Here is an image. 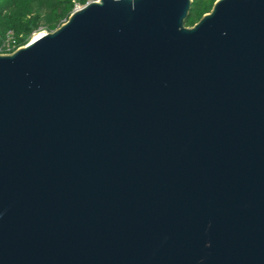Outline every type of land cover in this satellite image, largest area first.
Instances as JSON below:
<instances>
[{
	"label": "water",
	"instance_id": "95a60500",
	"mask_svg": "<svg viewBox=\"0 0 264 264\" xmlns=\"http://www.w3.org/2000/svg\"><path fill=\"white\" fill-rule=\"evenodd\" d=\"M192 4L0 54V264H264V0Z\"/></svg>",
	"mask_w": 264,
	"mask_h": 264
},
{
	"label": "trees",
	"instance_id": "16d2710c",
	"mask_svg": "<svg viewBox=\"0 0 264 264\" xmlns=\"http://www.w3.org/2000/svg\"><path fill=\"white\" fill-rule=\"evenodd\" d=\"M96 0H78L86 5ZM186 27H193L210 13L217 0H192ZM74 9L73 0H0V54L7 47L14 52L28 43L38 31L54 32L65 23Z\"/></svg>",
	"mask_w": 264,
	"mask_h": 264
},
{
	"label": "built area",
	"instance_id": "2783aa9c",
	"mask_svg": "<svg viewBox=\"0 0 264 264\" xmlns=\"http://www.w3.org/2000/svg\"><path fill=\"white\" fill-rule=\"evenodd\" d=\"M73 3H74V9H73L72 13H74L76 11H79V10H81L84 7L83 5H80L78 3V0H73ZM28 44H29V42L27 44H25L24 46H27ZM19 48H21V47H19ZM11 53H13L12 48L11 47H7L5 53H3V54H11Z\"/></svg>",
	"mask_w": 264,
	"mask_h": 264
},
{
	"label": "bare ground",
	"instance_id": "6f19581e",
	"mask_svg": "<svg viewBox=\"0 0 264 264\" xmlns=\"http://www.w3.org/2000/svg\"><path fill=\"white\" fill-rule=\"evenodd\" d=\"M44 36H45V33H42V32L37 33V34H35V36L33 38V41H37V40H39L40 38H42Z\"/></svg>",
	"mask_w": 264,
	"mask_h": 264
},
{
	"label": "rangeland",
	"instance_id": "374dc122",
	"mask_svg": "<svg viewBox=\"0 0 264 264\" xmlns=\"http://www.w3.org/2000/svg\"><path fill=\"white\" fill-rule=\"evenodd\" d=\"M40 32L47 34V32H45V31H38V32H36L35 34L40 33ZM35 34H33V35L31 36L30 40L28 41L29 43L33 40Z\"/></svg>",
	"mask_w": 264,
	"mask_h": 264
}]
</instances>
